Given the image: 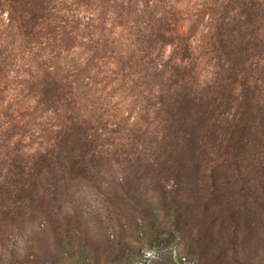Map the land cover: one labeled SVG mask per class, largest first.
<instances>
[{
  "label": "trees",
  "instance_id": "obj_1",
  "mask_svg": "<svg viewBox=\"0 0 264 264\" xmlns=\"http://www.w3.org/2000/svg\"><path fill=\"white\" fill-rule=\"evenodd\" d=\"M210 8L198 32L200 13L181 0H0L4 252L13 256L14 241L45 222L41 232L54 226L64 256L71 218L61 210L64 195L53 193L88 185L106 193L117 175L125 177L121 192L138 193L143 172L185 239L210 226L232 227L237 239L242 227L264 236V0ZM113 199L111 206L121 200ZM128 199L136 227L150 223L155 237L168 230L158 211L152 217L149 204L138 206L149 199ZM81 242L79 264H88V251L108 259L123 251L119 241L104 250Z\"/></svg>",
  "mask_w": 264,
  "mask_h": 264
},
{
  "label": "rangeland",
  "instance_id": "obj_2",
  "mask_svg": "<svg viewBox=\"0 0 264 264\" xmlns=\"http://www.w3.org/2000/svg\"><path fill=\"white\" fill-rule=\"evenodd\" d=\"M181 1L183 9L189 10L188 13L192 15L200 13L203 22L199 24L197 31L204 32V25L212 19L210 16L211 1L213 3L215 0ZM2 18L6 19L7 13ZM193 19H198V17L195 16ZM185 31L186 29L183 30ZM171 52L172 48L167 47L165 61L170 60ZM105 133H107L106 130H101L99 134L106 137ZM134 178L135 176L133 180ZM123 182H125L123 175L110 178L104 189L106 193H95L92 185H88L82 193H53L64 195L61 210L64 216L71 218L68 224L72 232L70 238H67L68 250L66 249L64 256L62 255L63 250L53 239L54 226L42 233L41 231L47 229V224L38 222L37 233H32L30 237L29 234H23L14 241L13 256L4 252L0 241V264H79L76 262L77 252L81 247L79 240L83 243V238L94 242L95 245L98 242L103 250L109 247L110 243L119 241L117 247L123 249L122 252L111 253L110 259L106 258L109 252L101 251L102 254H99V252L88 251V264H106L107 262L108 264H126L127 260L135 258L139 264H264V236L254 239L246 232V227H242L240 231H237L241 233L237 239L234 233L236 231L231 230L232 227L227 230L222 227L213 229L210 226V229H205L204 233H197L196 238L187 240L181 232L173 228L178 224L176 215L160 206L156 183L149 176L146 177L144 172L140 175L136 183L141 184L142 188L138 193H134L138 190L136 187V190L129 193L121 192L119 185ZM177 186L176 181H170L167 183V191L174 193ZM138 195L149 199L143 200L144 202L138 206L145 207V203L149 204L152 217L155 214L154 211H158L159 221L164 223L165 229H168L159 232V237H155V230L151 229L150 223L147 227L141 219H138V223L145 225L143 226L145 230H141L136 227L137 222L135 223L132 216L128 214L133 213L134 208L137 207L135 202L130 201L128 197ZM110 197H114V201L116 198H121V200L111 206L113 201H110ZM99 209L101 211H98ZM108 212L117 213L111 215ZM95 213L97 214L93 216L92 214ZM195 218L199 219V217ZM74 221L82 227V230H77L76 233L73 232Z\"/></svg>",
  "mask_w": 264,
  "mask_h": 264
}]
</instances>
